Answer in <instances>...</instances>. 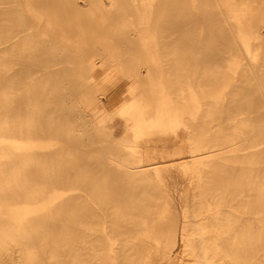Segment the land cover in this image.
I'll list each match as a JSON object with an SVG mask.
<instances>
[{
  "label": "bare ground",
  "instance_id": "bare-ground-1",
  "mask_svg": "<svg viewBox=\"0 0 264 264\" xmlns=\"http://www.w3.org/2000/svg\"><path fill=\"white\" fill-rule=\"evenodd\" d=\"M73 1L146 56L121 54L130 44L111 34L90 43L132 77L108 109L55 66L71 52L42 21L62 31L67 0H0V264H264V109L245 106L264 96V0ZM178 18L192 19V48L215 32L251 60L177 54L161 26ZM181 127L188 157L154 163ZM221 164L233 177L217 178Z\"/></svg>",
  "mask_w": 264,
  "mask_h": 264
},
{
  "label": "rangeland",
  "instance_id": "rangeland-1",
  "mask_svg": "<svg viewBox=\"0 0 264 264\" xmlns=\"http://www.w3.org/2000/svg\"><path fill=\"white\" fill-rule=\"evenodd\" d=\"M78 4H83V0H76ZM73 0H67V4L63 2L60 3V7L65 6L66 14L64 16L67 17V22L63 23V30L55 29L52 25H49L47 21V17L49 18L48 14H45L43 18L45 19L42 21L43 27L48 28V36L50 39L61 41L66 44V47L71 52V63H59L56 64V67L60 69H67L69 66L76 69L78 72L81 73L84 80L87 84L95 90V95L98 98L100 103L105 104L106 108H113L115 105L119 104L129 85L132 82V77L130 74H125L122 72L121 65L117 61H110L104 59L101 55L97 54V49L90 45L92 41L101 40V36L106 34H111V40L115 42H125V43H132L138 41L137 37L130 35H122L116 34L114 32H108V23L105 21H101L96 18V15L90 14L86 9L76 10L73 5ZM56 8H60L59 4L55 5ZM52 6V8H55ZM222 9L224 8L221 6ZM110 14L115 15V12H111ZM54 18V17H52ZM59 18V17H57ZM191 19V18H190ZM190 19H174V23H169V21H163L162 27V35L169 39H179L182 42V45L179 49L177 46V54L182 56H190V54L198 52L201 56H204L203 59L209 60L208 65H212L214 63H226L227 60H224L227 56L233 58L235 55L241 53L242 61L248 62L251 60L250 54L247 53L245 47L240 44L239 50L231 48L228 46L227 37L225 35H220L218 33L212 32L211 36H206L205 33H202L200 36V40L204 43H208L207 47H199L196 48L193 45L191 47V43L195 42L196 34L188 31L187 36H184V32L186 30H190L193 28V22H188ZM192 21V19L190 20ZM187 24L184 26V24ZM42 26V24H41ZM165 26H167L165 28ZM168 27H174L175 31L168 30ZM261 31L264 32V26L261 27ZM115 34V35H113ZM215 34V35H214ZM189 35V36H188ZM164 38V37H163ZM162 38V40H163ZM128 40H132L128 42ZM179 43V41H177ZM118 51H120L123 55H132L137 59V61L142 57H145V51L142 47L136 45H129L125 47H119ZM223 59V60H222ZM191 62V61H188ZM135 63V62H134ZM187 63V62H186ZM262 64V63H260ZM141 64L140 68L143 69L144 66ZM197 65V64H196ZM259 65V63H258ZM257 65V66H258ZM198 66H202L198 64ZM108 80V81H106ZM105 82L104 86L102 83ZM111 82V84H110ZM243 82V81H242ZM221 83V82H220ZM220 84H218L219 86ZM245 86V83L242 84ZM248 91V90H247ZM77 97V95H75ZM75 97V98H76ZM248 105L253 107V111L251 114H262V110L264 109V96L253 94L249 98L248 102L245 103V106ZM89 116L93 117L91 112H87ZM218 125V121H213L211 123L212 128H215ZM229 125L234 126V122H230ZM128 135L131 132L127 133ZM192 134V131L188 128H179L176 132L175 139L171 142L169 141L165 144V147L161 148V144H157V151H159L162 155L161 157H156L152 161L154 163H161L164 161H180L185 160L188 157V137ZM245 134L248 136L251 133L246 130ZM182 143V144H181ZM179 144V145H178ZM184 145V146H183ZM178 146L180 149H174ZM169 148V149H168ZM173 148V149H172ZM257 148V147H256ZM248 150V148L246 149ZM156 151V152H157ZM167 153H176L173 156H168ZM159 158V159H158ZM259 166L257 164L255 166V174H256V182L260 183L261 176L259 174ZM258 168V169H257ZM220 169V170H219ZM219 171L217 173V178L219 179H226L228 177H233L236 171L234 168L221 164L219 167ZM242 170V169H241ZM248 170H246L247 172ZM247 174V173H246ZM175 180L177 181L178 188L182 187L187 177L185 175L176 174ZM257 195H259V188L261 185L256 186ZM171 194L173 195L174 201L177 205L178 211L181 213L182 207L179 203L178 199V191L171 190ZM259 198V197H258ZM180 221H182V217L180 215ZM180 245V241L177 242L176 247ZM176 250H174V253ZM173 253V254H174ZM172 254V255H173Z\"/></svg>",
  "mask_w": 264,
  "mask_h": 264
}]
</instances>
